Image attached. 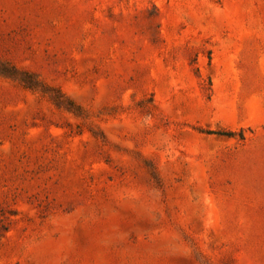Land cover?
<instances>
[{
    "label": "rangeland",
    "instance_id": "obj_1",
    "mask_svg": "<svg viewBox=\"0 0 264 264\" xmlns=\"http://www.w3.org/2000/svg\"><path fill=\"white\" fill-rule=\"evenodd\" d=\"M0 59L88 114L0 76V264H264V0H0Z\"/></svg>",
    "mask_w": 264,
    "mask_h": 264
},
{
    "label": "trees",
    "instance_id": "obj_2",
    "mask_svg": "<svg viewBox=\"0 0 264 264\" xmlns=\"http://www.w3.org/2000/svg\"><path fill=\"white\" fill-rule=\"evenodd\" d=\"M132 19L137 25L139 24L140 21L144 20V22L141 25H138L140 28V32L146 33L147 37L152 42L158 40L159 34H158V23L156 21L155 7H152V9L145 11L143 16L141 17L134 15ZM0 76L16 81L22 87L39 93L42 97H45L57 109L66 111L72 114L73 116L79 117L81 119L88 118V114L85 113V111L78 104H76L73 100L67 97L58 88L46 84L41 79H39L38 76H36L30 71L19 69L10 62L0 59ZM89 130L95 137L99 136L100 138H103L101 133L93 131L92 129ZM207 133H215L220 135L232 134L229 131H211V130H208ZM239 134L241 136V133ZM146 166L148 168L151 178L158 185L159 181L157 179L154 168L152 167V165L147 164Z\"/></svg>",
    "mask_w": 264,
    "mask_h": 264
}]
</instances>
